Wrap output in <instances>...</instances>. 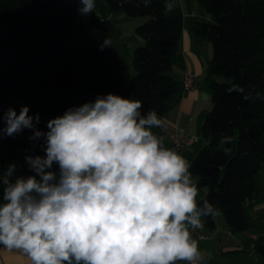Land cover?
<instances>
[{
	"label": "trees",
	"instance_id": "obj_1",
	"mask_svg": "<svg viewBox=\"0 0 264 264\" xmlns=\"http://www.w3.org/2000/svg\"><path fill=\"white\" fill-rule=\"evenodd\" d=\"M103 1L112 13L145 18L135 28L143 44L133 50L131 98L143 102L142 111L154 109L162 117L182 90L172 74L183 25L178 0L167 14L164 0H153L147 8L136 0ZM199 2L209 21H194L191 32L212 48L207 76L212 106L201 119L204 145L190 171L205 191L198 201L212 203L228 229L237 233L252 226L248 203L255 175L264 166V0ZM80 6L78 0H0V111L12 107L18 113L27 106L29 115L39 114L36 128L47 132V122L69 108L97 95H120L111 47L100 50L114 25L95 10L81 16ZM233 85L243 87L244 93L229 91ZM249 92L262 98L245 100ZM221 134L233 138L226 145L228 154L218 147ZM32 135L24 129L0 139V179L10 164L16 165L13 180L36 175L26 157L45 153L43 139H29ZM51 170L58 174V165ZM2 195L0 185V203ZM202 219L208 229H215L214 216ZM255 250L264 256V243L257 242Z\"/></svg>",
	"mask_w": 264,
	"mask_h": 264
},
{
	"label": "clouds",
	"instance_id": "obj_2",
	"mask_svg": "<svg viewBox=\"0 0 264 264\" xmlns=\"http://www.w3.org/2000/svg\"><path fill=\"white\" fill-rule=\"evenodd\" d=\"M136 2L147 8L153 0ZM78 3L81 16L96 8V0ZM176 3L164 0L165 14ZM111 45L106 36L100 50ZM233 90L244 93L239 85ZM243 98L262 97L249 92ZM143 108L139 99L97 95L49 120L47 132L36 128L39 114L29 115L27 106L0 111V139L31 129L29 139L42 138L45 153L26 157L36 175L13 180L16 165L10 164L0 179V246L31 264H205L210 254L192 232L217 210L198 201L190 162L165 146L153 131L164 120ZM232 139L220 136L225 154Z\"/></svg>",
	"mask_w": 264,
	"mask_h": 264
},
{
	"label": "crops",
	"instance_id": "obj_3",
	"mask_svg": "<svg viewBox=\"0 0 264 264\" xmlns=\"http://www.w3.org/2000/svg\"><path fill=\"white\" fill-rule=\"evenodd\" d=\"M178 2L183 15V25L177 50L173 56L172 74L177 80L181 81L186 73L192 72L195 75V81L193 88H182L180 94L173 100L167 112L161 117L164 120V127L153 129V131L163 136L165 146L171 149L169 136L176 129H184L190 135L195 136V141L178 152L191 164L199 149L204 145L200 131L201 119L212 106L211 90L207 82L208 64L212 48L208 41L195 38L191 32V26L194 21H209V16L199 0H178ZM105 14L109 18V15ZM116 15V17H123L119 11L116 12ZM136 41L140 42V40ZM193 178L196 179L194 174ZM204 193V190H199L197 199L201 198ZM248 212L252 218V226L247 230L232 233L228 229L227 224L225 228L221 224L222 230L226 231L224 237L215 234L217 230L214 229L210 237L203 234V240H218L216 245L218 253H215L216 256H210V259H206L205 264H233L232 257L241 254L253 255V250L256 251L255 244L257 242L264 243V225L263 232H260L257 229L258 226L254 223V220L255 222H264V166L255 175L253 196L248 203ZM253 227H255L254 231ZM204 253L209 254V251H205ZM221 255L228 259L221 262L218 258ZM0 264H31V262L22 253L15 250L9 252L3 246H0ZM234 264H250V262L242 263L238 261Z\"/></svg>",
	"mask_w": 264,
	"mask_h": 264
},
{
	"label": "rangeland",
	"instance_id": "obj_4",
	"mask_svg": "<svg viewBox=\"0 0 264 264\" xmlns=\"http://www.w3.org/2000/svg\"><path fill=\"white\" fill-rule=\"evenodd\" d=\"M103 2V0H96L95 11L102 14L107 13L109 15V19L114 25V30L111 36V54L115 71V79L119 87L120 95L125 98H131L132 93L130 88V80L134 74V68L132 65L133 50L143 44V41L141 40L139 35H137L135 28L137 25L143 23L145 18L139 16L130 17L123 13V11H119L121 16L123 17H116V13L114 14L108 8H104ZM136 40H140V42H137ZM215 221L216 229L214 230H217L215 234H219L220 237H224L226 235V231L222 230V225L225 228L226 222L220 212H217V215H215ZM254 223L256 226H258L257 229H259L260 232H263L264 222H255L254 220ZM214 230H209L205 226H203L202 231L200 230V232L202 236L203 234H205L210 237ZM254 230L255 227H253V231ZM203 239L199 242L200 250L203 253L205 251H209L210 256H216L215 253H218V250H216L218 240L212 241L211 239V241H206ZM252 254L253 255L241 254L239 256L232 257V262L233 264L238 261L242 263H246L247 261H249L250 264H262L264 262V256L257 251L253 250ZM218 258L221 262L228 259L223 257L222 255Z\"/></svg>",
	"mask_w": 264,
	"mask_h": 264
},
{
	"label": "built area",
	"instance_id": "obj_5",
	"mask_svg": "<svg viewBox=\"0 0 264 264\" xmlns=\"http://www.w3.org/2000/svg\"><path fill=\"white\" fill-rule=\"evenodd\" d=\"M194 81H195V75L192 72L186 73L181 80L182 88L183 89L193 88ZM169 139L172 149L179 152L180 150L185 148L188 144L195 141L196 137L190 135L184 129H176L170 134ZM200 230L201 229H196L195 231L192 232L193 238L197 239L198 242H200L203 239Z\"/></svg>",
	"mask_w": 264,
	"mask_h": 264
}]
</instances>
